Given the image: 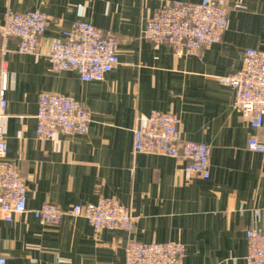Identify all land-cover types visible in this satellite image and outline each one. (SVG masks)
I'll return each instance as SVG.
<instances>
[{"label":"crops","instance_id":"1","mask_svg":"<svg viewBox=\"0 0 264 264\" xmlns=\"http://www.w3.org/2000/svg\"><path fill=\"white\" fill-rule=\"evenodd\" d=\"M174 1L202 0H0V23L7 12L38 11L48 19L33 55L19 54L15 39H0L8 85L6 160L25 182L27 210L51 203L66 212L110 198L133 216L127 233L95 231L69 215L58 226L20 215L0 226V255L7 264H125L129 241L179 243L182 264H246L245 232L264 231V154L247 144L252 137L264 144V128H250L249 117L233 109V90L220 80L241 70L246 49L264 51V0H222L227 31L193 55L155 48L142 37L146 19ZM79 21L116 41L119 65L102 82L54 73L44 56ZM43 93L85 106L87 133L37 140ZM152 111L176 115L183 140L210 147L207 180L186 181L179 160L134 153L133 131Z\"/></svg>","mask_w":264,"mask_h":264},{"label":"built area","instance_id":"2","mask_svg":"<svg viewBox=\"0 0 264 264\" xmlns=\"http://www.w3.org/2000/svg\"><path fill=\"white\" fill-rule=\"evenodd\" d=\"M239 2L235 9H240ZM48 25L38 12H7L0 23V39L17 40V52L33 55ZM228 29V10L222 0L200 3L174 1L157 9L145 21L142 37L155 48L171 47L178 55H193L219 43ZM54 73L74 72L83 83L102 82L119 65L117 44L110 33L86 22H76L61 32L44 53ZM221 83L234 92L233 109L249 117L253 130L264 128V51L246 49L240 71L222 78ZM7 66L0 64V226L15 217L31 213L46 226H58L64 216L85 219L95 231L118 230L129 233L133 226L131 211L110 198L95 205H76L63 211L51 203L28 211L27 188L16 165L6 160ZM35 136L40 141L55 140L58 134L85 135L89 111L72 97L43 93L35 116ZM251 152L264 154V144L252 137ZM133 151L179 160L186 181L197 176L209 178L211 149L208 145L185 141L181 121L173 114L152 111L139 120L133 131ZM246 264H264V231L248 229ZM184 248L176 242L143 244L129 241L124 247L125 264H182ZM0 264H7L0 255Z\"/></svg>","mask_w":264,"mask_h":264}]
</instances>
